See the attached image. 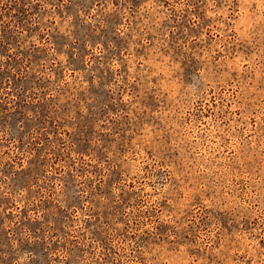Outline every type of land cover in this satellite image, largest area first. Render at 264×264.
<instances>
[{"label": "rangeland", "instance_id": "374dc122", "mask_svg": "<svg viewBox=\"0 0 264 264\" xmlns=\"http://www.w3.org/2000/svg\"><path fill=\"white\" fill-rule=\"evenodd\" d=\"M0 264H264V0H0Z\"/></svg>", "mask_w": 264, "mask_h": 264}]
</instances>
